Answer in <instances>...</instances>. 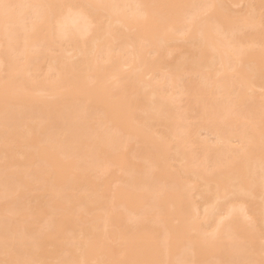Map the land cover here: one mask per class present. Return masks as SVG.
<instances>
[{
	"label": "bare ground",
	"instance_id": "1",
	"mask_svg": "<svg viewBox=\"0 0 264 264\" xmlns=\"http://www.w3.org/2000/svg\"><path fill=\"white\" fill-rule=\"evenodd\" d=\"M0 264H264V0H0Z\"/></svg>",
	"mask_w": 264,
	"mask_h": 264
},
{
	"label": "rangeland",
	"instance_id": "2",
	"mask_svg": "<svg viewBox=\"0 0 264 264\" xmlns=\"http://www.w3.org/2000/svg\"><path fill=\"white\" fill-rule=\"evenodd\" d=\"M210 138H213V137H210Z\"/></svg>",
	"mask_w": 264,
	"mask_h": 264
}]
</instances>
